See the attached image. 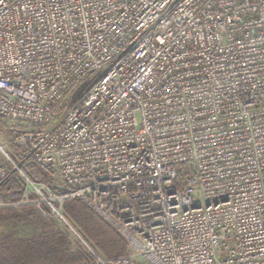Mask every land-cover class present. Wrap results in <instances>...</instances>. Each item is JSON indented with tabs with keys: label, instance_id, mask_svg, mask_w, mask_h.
Segmentation results:
<instances>
[{
	"label": "built area",
	"instance_id": "built-area-1",
	"mask_svg": "<svg viewBox=\"0 0 264 264\" xmlns=\"http://www.w3.org/2000/svg\"><path fill=\"white\" fill-rule=\"evenodd\" d=\"M6 122L25 189L0 206L82 200L127 242L77 234L99 264H264V0H0Z\"/></svg>",
	"mask_w": 264,
	"mask_h": 264
},
{
	"label": "trees",
	"instance_id": "trees-1",
	"mask_svg": "<svg viewBox=\"0 0 264 264\" xmlns=\"http://www.w3.org/2000/svg\"><path fill=\"white\" fill-rule=\"evenodd\" d=\"M25 176L61 196L68 189L52 172L33 160L15 158ZM25 180L14 173L0 187V200L18 202L24 196ZM35 199L34 193L27 194ZM54 207L60 203L53 202ZM60 211L76 233L102 259L116 261L127 255V242L118 231L82 200L64 197ZM0 264H99L45 202L18 207L0 206Z\"/></svg>",
	"mask_w": 264,
	"mask_h": 264
},
{
	"label": "rangeland",
	"instance_id": "rangeland-1",
	"mask_svg": "<svg viewBox=\"0 0 264 264\" xmlns=\"http://www.w3.org/2000/svg\"><path fill=\"white\" fill-rule=\"evenodd\" d=\"M23 125H26V124H24V123L19 124V126H23ZM11 126H12L11 122H6V123L0 124V145L3 146L6 153H8L9 155H15V154H17L18 149L11 143L13 136L15 134L12 130L9 129V128H11ZM51 194H52L51 195L52 204L54 201H57L58 203H60L59 199H55V197L57 195H54L53 193H51ZM55 208L59 210V207H55ZM56 216L58 217V219H60L57 214H56ZM60 223H62V225H65L66 227H68L70 234H71V237H72V240L78 239L82 243V245L85 246L83 244V242L81 241V239L77 236L76 231L72 227H70V224L67 222V220L65 222L63 219H60ZM130 264H147V263L141 257L134 255L130 260Z\"/></svg>",
	"mask_w": 264,
	"mask_h": 264
}]
</instances>
